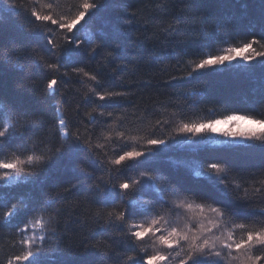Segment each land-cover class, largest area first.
<instances>
[{
    "label": "trees",
    "instance_id": "obj_1",
    "mask_svg": "<svg viewBox=\"0 0 264 264\" xmlns=\"http://www.w3.org/2000/svg\"><path fill=\"white\" fill-rule=\"evenodd\" d=\"M80 2L18 0L22 6L9 11V0H0V124L6 120L11 126L12 113L30 122L28 130L17 128L6 140L0 138V151L8 158H14L13 153L21 159L27 155L42 157L33 163L32 175L12 185L0 182V264L21 254L20 229L29 228L40 218L43 231L38 229L35 234L47 237L45 251L50 253L52 264H100V252L106 253L104 264H139L141 256L146 264L150 256L146 236L132 242L134 238L125 234L126 228L121 231L116 224L104 226L94 218L93 213L103 208L96 202L95 185L108 180L97 161L69 149L67 144L62 154L54 155L57 147L71 139L59 131L57 109L70 132L77 128L82 133L87 131L94 143L107 145L110 155L124 141L125 147L146 151L148 138L162 137L169 144L182 123H202L233 113L264 118V69L258 63L247 69L191 75L200 58L229 44L239 46L253 37H264V0H111L109 7L90 20L86 17L87 23L82 22L78 30L68 34L84 41L78 50L81 55L66 61L59 73L48 70L39 57L55 62L52 46L43 35H33V29H55L47 34L61 45L64 32L50 22L35 21L31 11L48 14L46 5L52 3L58 5L52 10L57 16L68 15L70 9L75 14ZM92 48L97 52L90 55ZM109 52L112 55L105 59ZM70 64L95 74L104 91H123L127 96L114 101L93 98L95 104L85 100L90 88L100 91L101 85L77 77ZM54 75L58 83L55 95L50 96L47 82ZM95 105L106 106L93 111ZM100 111L105 112L104 117ZM121 133L124 140H105ZM151 151L154 155L146 161L127 162L131 164L130 178L145 170L153 177L147 188L129 197L136 201L134 206L143 208L155 200V214L171 225L187 222L198 226L201 222L203 229L217 219L208 205L223 207L226 214L219 225L224 237L234 221L261 223L264 191H254L264 189V152L258 145ZM49 156L53 158L48 160ZM209 162L228 168L227 188L216 176L206 174ZM193 165L195 169L188 168ZM113 182L118 180L114 177ZM176 197L183 204L179 206ZM201 203L205 204L204 213L197 207ZM13 205L20 210L4 221L3 213ZM192 213L195 220L190 218ZM151 218L140 217L145 223ZM234 234L239 238L240 230ZM202 264L224 263L212 259Z\"/></svg>",
    "mask_w": 264,
    "mask_h": 264
},
{
    "label": "snow or ice",
    "instance_id": "obj_2",
    "mask_svg": "<svg viewBox=\"0 0 264 264\" xmlns=\"http://www.w3.org/2000/svg\"><path fill=\"white\" fill-rule=\"evenodd\" d=\"M111 4V0H81L78 5L75 14H71V9L68 15H55L53 9L58 7L57 4L49 3L46 7L50 10L48 14H41L36 10L31 11V16L38 22H50L52 25H56L60 30L64 32L63 40L64 44L56 43L47 33L55 31V29L47 27H39L33 29V35H43L48 45H51V54H54L55 62H49L43 56L39 57V62L44 65L48 70L60 72L61 67L65 65L66 61H72L75 57L81 55L78 51L84 41L75 38L72 35H68L78 30V26L82 22L87 23L86 17L90 20L98 13L105 10ZM18 0H9V8L6 10H12L17 7H21ZM134 15V13H133ZM126 31V29H122ZM258 46V47H254ZM97 48H92L91 53L95 54ZM112 55L111 52L107 53L105 59ZM254 62L258 63L262 69H264V37L256 39L255 37L246 40L239 46L229 44L226 48L222 49L216 54H208L194 63L192 72H206L209 69L213 70H226L227 67H236L237 64L241 68L247 69V66L252 65ZM77 77L83 76L88 80L94 82L95 85H101V81L95 74L85 71L83 67H77L74 64L69 65ZM63 76H69L68 72L60 73ZM58 80L54 75L47 82V94L55 95ZM63 96V93H61ZM127 92L123 91H104L101 85V90L96 91L94 88L89 89V94L85 95L84 99L89 100L95 104V99L100 101H114L121 97H126ZM106 105H95L93 111L96 108L105 107ZM59 111V109H57ZM101 117L105 116V112L100 111ZM107 115H112L108 113ZM91 120V113H89ZM9 119L14 120L11 126L0 124L3 130H0V138H8L16 132L17 128L24 131L30 128V122L27 118H22L20 115L12 113ZM244 121L251 125V127L244 130H236L238 124L234 122ZM106 123L107 121H103ZM221 124L232 125L228 130L223 131L221 134L224 137L230 138L233 143L239 142L240 144H253L258 145L262 152H264V118H257V116L249 114H228L224 115L221 119L209 120L202 123H182L176 129L178 134H188L193 137L198 135L213 133L217 131V126ZM59 131L64 138H71L65 140L59 147L56 148L54 155H60L63 153L64 145L67 144L69 149L83 152L86 156L97 161L98 166L102 167L103 172L108 176V180L103 184L96 183L97 189L96 196L98 197L97 203L103 205L102 209H98L93 213L94 218L97 221H103L104 226H110L116 224L121 231L126 228V235L129 238H134L132 242L141 240L148 233H152L156 236V233H160L156 239L159 244L166 246L168 249H173L174 245L180 248V251L184 252L183 258L180 259L179 264H202V261H210L212 257L224 259L225 257L239 261V264H264V209H261V223L257 226L255 221L252 223L247 222H235L233 228L229 229L227 236L224 237L222 230L220 229L219 220L222 219L226 210L223 207H216L211 204L208 208L211 213L215 214L217 218L215 222L209 221L211 227L207 229H200L196 234H189V232H179L176 227L168 226L161 228V223L168 224L164 220L163 216L155 214L157 207V201L153 200L146 204L143 208L134 206L136 201H132L129 197L137 192H140L148 187L147 182L152 181V175L148 171H141L137 178H130L128 176V170L131 164L127 162L141 163V158H147L154 155L152 149H158L166 147L168 140L165 138H148L146 141L148 151L136 148L125 147L127 141H124L123 145H119L118 148L113 149L111 155L106 150L107 145L99 142H93V136L85 131L82 133L79 128L74 132H70L68 128V122L61 117L59 119ZM105 140L116 143L117 140H124V134H120L119 137L113 138L106 136ZM96 149H100L97 152ZM14 158H8L5 153L0 151V182L15 181L20 176L32 175L30 171L34 162H40L42 157L36 155H27L26 159H21L20 155L13 153ZM53 156H49L48 160H51ZM264 171V169H262ZM229 170L226 166L217 162L207 163V175L209 177L216 176L217 180L224 184L227 188V180ZM199 175V174H198ZM114 177L118 182H113ZM103 177H101V180ZM264 183V181H261ZM240 187L239 184L236 185ZM117 189L119 191H117ZM256 193L264 191L261 188H255ZM175 192V189H174ZM245 199H247V189H245ZM119 201V204L117 203ZM166 206V205H163ZM26 207V205L24 206ZM191 207V205H189ZM197 207L201 212L204 211L205 204H198ZM20 209L13 205L10 209L3 213L4 221H9L13 218ZM151 216V221L147 225L140 217ZM36 224L41 225V231H43V219H37ZM213 229L220 231L221 235H216ZM240 230V236H235V230ZM23 233L20 244L22 246V252L19 255H14L7 260V264H52L50 253L45 251V241L47 237L45 235L37 236L35 232L32 235H28V228L25 226L20 229ZM166 233V234H165ZM183 242V243H181ZM91 247L95 248L93 244ZM99 251V250H98ZM178 256L180 252L176 253ZM101 262L104 264V258L106 253L100 252ZM131 259V258H130ZM169 260V254L163 252H157L155 255L147 257L146 264H152L153 261H166ZM139 264H145L143 256L139 259Z\"/></svg>",
    "mask_w": 264,
    "mask_h": 264
},
{
    "label": "rangeland",
    "instance_id": "obj_3",
    "mask_svg": "<svg viewBox=\"0 0 264 264\" xmlns=\"http://www.w3.org/2000/svg\"><path fill=\"white\" fill-rule=\"evenodd\" d=\"M234 123L238 124V126H239L238 128H234L233 129L234 131H236V130H244V129H247V128L251 127V125L245 123L244 121H239V122H234ZM230 127H232V125H228V124L218 125L217 126V131L213 132V133H208L207 139L206 138L202 139L203 142L211 141L212 144L217 146V147L218 146H228L229 144L240 145L239 142L233 143L230 140V138L224 137L221 134L223 131L228 130ZM180 136H181L180 134L174 133V135L171 137L172 140H170L171 143H169L168 146L162 147L160 149L161 150L165 149L167 151L185 150V149L196 148V147L202 145V144H199V142H200L199 140L195 141V139L193 137H191V136H186V134L182 135L181 138H180ZM186 144L188 146H186ZM188 168L195 169L196 167H194V165H193V166H189ZM15 183H16L15 181L14 182H9L6 185H12V184H15ZM165 214H169V213L166 212ZM165 214H163V215H165ZM190 218L193 219V220L196 219L194 217V213L191 214ZM202 218L205 219V215L204 214H202ZM206 222H207V220H206ZM148 223H150V221L145 223V224L147 225ZM186 223L187 222L181 223L180 225H178L176 227L177 230L179 232H188V230L190 232H192L194 230L197 232L198 230L203 228V225L202 226L200 225L201 222H199L198 226H196L195 224H189V223L186 224ZM169 225L173 226V227L176 226L174 224L171 225L169 222H168L167 225H165L163 223V221H162V223H161L162 230H163V228L168 227ZM182 226H184V227L182 229H180ZM38 229L41 230L40 225L36 224V223H32V225H30V227H29L30 234L32 235L33 232L37 231ZM221 230H222V228H221ZM214 232H215L216 235H221L220 231L214 230ZM222 232H223V230H222ZM226 232H228V231H224V234ZM159 235H160L159 232L156 233V236H153L152 233H148L146 235V237H147V241L146 242L148 243V246L150 247V250H151L149 254L150 255H155L157 252H163L165 254H169V260H166V261H153L152 264H179L180 259L183 258V256H184V252L180 251V248L175 246V245H174L173 249H168L166 246L160 245L158 240L156 239V237H158ZM181 243H183V242H181ZM177 252H180L179 256L176 254ZM212 259H215L218 262H221V263H224V264H234V263L239 264V261L231 260V259H229L227 257H225L224 259L212 257L211 260Z\"/></svg>",
    "mask_w": 264,
    "mask_h": 264
},
{
    "label": "bare ground",
    "instance_id": "obj_4",
    "mask_svg": "<svg viewBox=\"0 0 264 264\" xmlns=\"http://www.w3.org/2000/svg\"><path fill=\"white\" fill-rule=\"evenodd\" d=\"M227 47V46H226ZM225 47V48H226ZM222 49H224V48H220V49H218V51L216 52V53H218V52H220ZM215 53V54H216ZM227 69H233V70H237V69H241V67L239 66V64H237V66L236 67H227L226 66V70ZM226 70H213V69H209V70H207V71H209V72H212V73H215V72H225ZM197 73L199 74V73H204V72H192V70H191V75H197ZM190 75V76H191ZM190 76H188V77H190ZM56 113H57V116H58V119H60L61 117H62V113H61V110H59V111H57L56 110ZM3 124H7L6 126H8V123H6V120H5V122L3 123ZM207 136H208V133H206V134H201V135H198V136H196V137H193V136H191V137H193L194 139H195V141H200L199 142V144H202L203 146H205V147H209V148H218L217 146H215V145H213L212 144V142L211 141H207V142H203V140L202 139H204V138H206L207 139ZM202 145H200V146H198V147H200V148H202L203 146ZM186 146H188L187 144H186ZM23 176H20V177H18L16 180H15V182H17L19 179H21ZM14 182V181H13ZM154 190L155 191H157L158 192V190H157V188H154ZM176 200H177V204L180 206V204H183V200L180 198V197H176ZM29 228H28V234H29ZM203 263H207V260H205V261H202ZM189 263H191V262H189Z\"/></svg>",
    "mask_w": 264,
    "mask_h": 264
}]
</instances>
